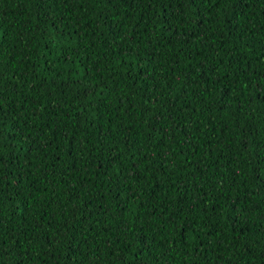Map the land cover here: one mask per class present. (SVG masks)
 I'll return each mask as SVG.
<instances>
[{"label": "trees", "instance_id": "16d2710c", "mask_svg": "<svg viewBox=\"0 0 264 264\" xmlns=\"http://www.w3.org/2000/svg\"><path fill=\"white\" fill-rule=\"evenodd\" d=\"M0 264H264V0H0Z\"/></svg>", "mask_w": 264, "mask_h": 264}]
</instances>
